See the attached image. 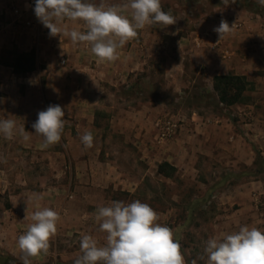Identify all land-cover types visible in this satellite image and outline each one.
Instances as JSON below:
<instances>
[{
	"label": "crops",
	"instance_id": "obj_1",
	"mask_svg": "<svg viewBox=\"0 0 264 264\" xmlns=\"http://www.w3.org/2000/svg\"><path fill=\"white\" fill-rule=\"evenodd\" d=\"M2 5L0 4V7ZM222 19L212 21L208 25H199L182 38L186 42H184L185 52L199 63L195 65L203 69L209 80L212 79V84L215 75L252 74L251 59L244 61V58H240L236 51L240 48L237 43L239 38L245 35V26H242L241 21L233 22V31L219 40L213 28L218 26ZM49 31V29L37 32L27 30L25 37L30 38L29 42L25 37L24 41H20H27L31 48L38 43L35 46L37 68L34 71L26 75H18L13 71L10 62L0 61V120L9 118L15 120L17 127H24L30 136V139L25 141L17 133L8 140L3 133H0V193L11 194L9 206L0 210V249L10 257L22 260L24 253L19 249L18 237L32 223L30 217L37 206L51 207L61 214L57 234L50 241L47 253L42 252L39 256L29 257V260L44 262L59 257L62 261L67 260V264H74L75 258L81 254L82 234L94 236L100 244L106 241V233L99 230V224L95 220L100 206L119 201L113 194L133 193L147 175L149 177L152 174L163 175L158 172V166L162 162L172 165L175 168L174 172L182 170L183 176H186L189 169L198 170L196 174L200 173L201 169L197 167L199 165L194 163V158L189 153L194 147L197 149L211 147L213 150V153L207 152L208 157L197 155V160L202 159L211 165V170L206 175L208 181L199 182V185L213 198L203 203V206L207 207V203L211 202L213 216L208 217L207 221L198 218L199 226L209 225L211 233L206 239L202 237L199 241L206 243L211 237H222L225 234L237 232L241 226L264 229V217L258 214L256 205L258 199L264 194V180L258 178L237 181L239 172L232 167L241 161L246 165L253 164L254 152L247 143L236 139L231 143L227 141L234 136L226 132L230 130L229 124L224 132L223 124H204L203 126L195 124V128L199 131L206 132V128H209L206 139L190 140L187 139L190 136H184V138L181 135L180 138L166 143V152L163 153L157 152V144L148 143L149 129L145 124H140L135 129L134 137L136 138L131 139L132 143L139 150H146L149 145V150L156 152L149 154L142 152L139 159H142L146 168L137 166L129 171L121 167L117 161L119 158L117 152L105 149L104 145L110 141L108 138L93 136V147L86 148L81 142V135L85 131L97 133L93 127L92 113L95 105L98 104L94 82L110 80L115 74L123 77L124 72L139 69L141 59L136 58V54L130 57L131 53L127 52L126 47L123 46L117 49V60L101 61L91 52L89 45H73L70 37L59 34L50 36ZM5 35L8 34L1 33L0 40ZM152 36L155 37L154 34ZM45 39L47 41H44ZM3 47L5 48L3 41H0V60ZM55 52L61 54V58H65V63L55 60ZM81 55L83 58L79 59ZM41 60L44 61L43 66L38 65ZM50 104L61 105L65 114L72 118L66 121V125L70 124L69 129L73 126L80 132L79 137L62 135L58 144L42 148L44 138L35 133L32 124L38 118V112L46 110ZM263 113L261 124L256 122L251 124L253 131L251 137L254 142L257 141L262 159H264ZM82 116L89 119L83 121ZM64 119L66 120L65 117ZM151 131L150 128V133L159 142L165 141L159 139L155 129ZM220 138L225 142H221ZM196 143H199V148ZM219 146L226 150H220ZM241 147L245 150L246 157L239 156L238 150ZM159 156L161 159H158ZM224 160L229 165L225 171L218 165ZM212 165L217 167L211 168ZM14 177L20 179V185L14 186ZM232 178L236 180L233 181ZM37 196L39 199H36ZM172 211L173 209L167 210L166 215ZM189 218L188 211L181 226H187L190 223ZM65 233L67 236H63V240L61 235ZM175 237L177 239V235ZM182 237L178 240L180 241ZM191 240H193L192 236H189L186 242L188 244L180 241L182 249L183 247L191 249ZM64 241L67 244H64L65 249H62ZM189 244L190 247H188Z\"/></svg>",
	"mask_w": 264,
	"mask_h": 264
},
{
	"label": "rangeland",
	"instance_id": "obj_2",
	"mask_svg": "<svg viewBox=\"0 0 264 264\" xmlns=\"http://www.w3.org/2000/svg\"><path fill=\"white\" fill-rule=\"evenodd\" d=\"M2 1L4 0H0V4H3L0 7L1 9L6 7L9 0L4 3ZM89 2L99 4L101 0H89ZM128 2L129 0H103L106 6H123ZM161 3L163 10L171 12L178 18L177 23L166 28L146 25L143 29L138 30L137 37L124 45L126 51L131 53L130 57H133V54H136V58L140 57L139 69L124 72L125 76L123 77L115 74L112 75L110 80L104 79L103 81L100 80L99 83L94 82L98 104L95 105L92 112L94 116L93 127L95 132L97 131L93 136L108 138L110 141L104 145L105 149L117 152L119 154L117 161L121 167L129 171V169L132 170L137 166L138 168H146L142 159H139L142 152L147 154L156 152L150 151L149 145L146 150H139L132 143L131 139L136 138L134 137L135 129L140 124H145L148 127L147 133L150 136L148 143L150 145L157 144L158 153L166 152V143L172 142L178 137L180 138L181 135L183 137L190 136L187 138L190 140L206 139L209 128H206V132L199 131L195 128V124L201 126L204 124H223V132L229 124L230 130H226V132H230L234 136L227 141L231 143L236 139L242 143H247L254 152L253 164L246 165L241 161L232 167L239 172L237 181L258 178L264 180V159L259 154L257 141L254 142L253 137H251L253 132L251 124L255 122L261 124V114L264 111L262 110L264 108V6L259 5L257 0H235V2L233 0H161ZM221 18L228 20L230 26L235 21H241L242 26H245V35L241 36L237 42L240 48L235 49L239 57L244 58V61L251 59L253 62L252 74L244 75L247 76L246 78L250 82L248 89L243 92L241 101L231 105L220 104L213 89L212 79L209 80L203 69H199V66L195 65L199 63H196L185 52L184 44L186 42L182 39L197 26L208 25L212 21H219ZM2 22V16L0 15V35L1 33L8 34L0 40L3 41V46H5V48H2L0 61L9 63L14 52H27L26 49L28 51L33 50L35 58H37L35 46L38 43L31 48L28 43L30 38L25 37L24 30L5 26ZM64 25L67 26L69 31L72 29L87 30L83 21L66 20ZM153 34L155 37L152 36ZM24 37L28 42L26 40V42H20L24 41ZM44 41H47V39ZM80 45V43L76 44V46ZM57 50L59 51V48ZM83 54L88 56L86 53ZM60 55L55 52L54 58L56 61L61 62ZM82 56H79V59H82ZM43 62L41 60L38 65L43 66ZM236 75L242 74L237 73ZM249 110L252 111V119L250 120L248 118ZM171 116L179 120L181 128L172 139L159 142L150 133V128L153 132V129H155L154 123L158 118ZM65 118L66 121L72 119L69 115H66ZM82 119L85 121L89 118L82 116ZM244 124L250 125L245 126ZM69 127L70 124L65 125L62 135L79 137L80 131L74 129L73 126L70 129ZM221 142L225 141L221 139ZM196 146L199 148V143H196ZM242 147L239 148L238 154L243 158L247 154ZM219 149L226 150L220 146ZM207 152L213 153L212 148L202 147L197 149L194 147L190 149L189 153L193 156L194 163L199 165L197 167L201 169L198 174H196L198 170L189 169L186 176L182 175V170L174 172L171 177H165L161 174H152L150 177L147 175L142 180L139 188L133 193L113 194L119 201L130 203L140 200L148 203L153 209L157 210L159 223L172 228L175 235H177V239L183 236L180 239L183 244H188L186 243L187 239L192 236L191 249L188 250L185 247H183L185 251L182 249L186 255V264H193V262L195 264H207V256L204 254L206 243H201L199 240L202 237L206 239L211 231L209 225L199 226L198 218L207 221L208 217L213 216V209L210 208L211 202L207 203V207L203 206L205 201L213 200V198L210 193L203 191V187L199 185V182L208 181L206 175L211 170V165L202 159L197 160V155L208 157ZM117 153H115L116 156ZM158 159H161L160 156ZM218 165L223 171L229 167L225 160L218 163ZM262 165L263 168L261 169ZM214 167H217V165H212L211 168ZM13 180L14 186L21 184L19 178L14 177ZM232 180L236 179L232 178ZM11 190L13 191V186ZM10 195L0 193V210L9 206ZM256 205L258 214L264 217V194L258 199ZM169 209H173V211L166 215V211ZM188 211L190 212V223L185 227L181 226ZM61 236L64 240L63 236L66 237L67 235L65 233ZM64 244L67 243L62 242V249H65ZM190 244L188 247H190ZM7 256L10 257L0 249V264H9L6 261ZM201 256H204V259H201ZM13 259L23 264L21 259ZM31 262V264L68 263L67 260L62 261L59 257L44 262L37 260Z\"/></svg>",
	"mask_w": 264,
	"mask_h": 264
},
{
	"label": "clouds",
	"instance_id": "obj_3",
	"mask_svg": "<svg viewBox=\"0 0 264 264\" xmlns=\"http://www.w3.org/2000/svg\"><path fill=\"white\" fill-rule=\"evenodd\" d=\"M257 3L264 6V0ZM34 12L50 30V36L70 37L73 45L87 44L99 60L109 62L117 60V49L137 37L138 30L146 25L166 28L175 25L178 19L163 10L161 0H129L123 6H106L103 0L99 4L89 0H35ZM66 20L83 21L87 30L69 31L64 25ZM233 25L222 19L213 31L220 40L233 31ZM65 115L59 104H50L46 110L38 112L32 128L44 138L42 148L61 141ZM0 133L8 140L17 133L25 141L30 139L25 128H18L11 118L0 120ZM80 139L86 148L93 147L91 131H85ZM30 219L32 223L18 237L19 249L24 253L23 264H31L29 257L48 252L61 214L51 207L37 206ZM95 220L99 230L106 233V241L100 244L94 236L82 234L81 254L74 264H186L174 230L158 222L159 214L148 203L113 201L97 209ZM204 254L207 264H264V229L241 226L237 232L211 237L206 241Z\"/></svg>",
	"mask_w": 264,
	"mask_h": 264
},
{
	"label": "trees",
	"instance_id": "obj_4",
	"mask_svg": "<svg viewBox=\"0 0 264 264\" xmlns=\"http://www.w3.org/2000/svg\"><path fill=\"white\" fill-rule=\"evenodd\" d=\"M10 65L18 75H25L37 68L35 53L33 50L27 52H15ZM250 85L244 75L227 74L215 75L213 77V89L217 94L218 101L225 105H231L242 100L243 92ZM263 165L261 166V169ZM175 168L168 162H162L158 166V172L164 176L171 177ZM9 264H22L16 262L12 257H6Z\"/></svg>",
	"mask_w": 264,
	"mask_h": 264
},
{
	"label": "built area",
	"instance_id": "obj_5",
	"mask_svg": "<svg viewBox=\"0 0 264 264\" xmlns=\"http://www.w3.org/2000/svg\"><path fill=\"white\" fill-rule=\"evenodd\" d=\"M35 0H9L5 8L0 9L2 24L24 31H44L46 28L36 17L34 12ZM65 58H61V63H65ZM223 105V103H220ZM249 120L252 119V111H248ZM250 125V124H246ZM158 137L161 140L172 139L181 128L179 120L174 117L158 118L154 123ZM247 134V132H246Z\"/></svg>",
	"mask_w": 264,
	"mask_h": 264
}]
</instances>
